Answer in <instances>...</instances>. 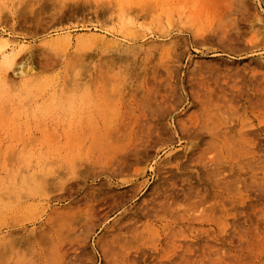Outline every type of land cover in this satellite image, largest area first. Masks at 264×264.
<instances>
[{"label":"rangeland","instance_id":"374dc122","mask_svg":"<svg viewBox=\"0 0 264 264\" xmlns=\"http://www.w3.org/2000/svg\"><path fill=\"white\" fill-rule=\"evenodd\" d=\"M0 264H264V0H0Z\"/></svg>","mask_w":264,"mask_h":264},{"label":"bare ground","instance_id":"6f19581e","mask_svg":"<svg viewBox=\"0 0 264 264\" xmlns=\"http://www.w3.org/2000/svg\"><path fill=\"white\" fill-rule=\"evenodd\" d=\"M30 2V1H29ZM30 4V3H29ZM27 6V5H26ZM25 8V7H24ZM105 11V10H104ZM98 12V11H97ZM106 13V12H105ZM116 51H117V49H116ZM112 62V61H111ZM112 64V63H111ZM28 72V71H27ZM33 78V76L31 77V79ZM76 80V79H75ZM116 80V79H115ZM115 80H113V81H115ZM31 82V81H30ZM69 82V81H68Z\"/></svg>","mask_w":264,"mask_h":264}]
</instances>
